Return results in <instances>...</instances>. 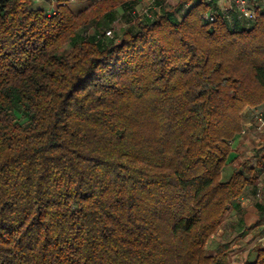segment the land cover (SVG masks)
<instances>
[{"label":"trees","instance_id":"1","mask_svg":"<svg viewBox=\"0 0 264 264\" xmlns=\"http://www.w3.org/2000/svg\"><path fill=\"white\" fill-rule=\"evenodd\" d=\"M175 2L0 0V264L233 263L214 237L264 186V134L233 155L264 103V11Z\"/></svg>","mask_w":264,"mask_h":264},{"label":"crops","instance_id":"2","mask_svg":"<svg viewBox=\"0 0 264 264\" xmlns=\"http://www.w3.org/2000/svg\"><path fill=\"white\" fill-rule=\"evenodd\" d=\"M65 1L73 13L79 14L99 0ZM218 2L224 9H230L233 6V2L229 0H218ZM33 5L35 8H43L47 11L51 8L57 10L59 0H33ZM120 9L122 8L118 9V13L120 12ZM251 118L252 111L246 116L244 123L249 122ZM258 138L259 137L251 131H248L246 134L237 135L234 142V151L236 150L237 152L233 153V155L240 154L239 152H241L237 146L240 147V150L246 149L247 147H255V149L259 148ZM255 190L256 188L248 190L245 196H248L250 200H248L245 205L239 202L240 207L231 208L219 230V236L223 235L224 237L226 234H229V237L232 236L231 238L222 240L221 242H231L229 247L233 248V251L230 253V256L233 255L231 260L232 262L235 261V264H241L246 260L254 261L257 258L256 248L258 246L264 248V233L262 235H256L257 231H264V222L259 223V215L256 206L257 200H251V198H254L255 196ZM239 203L237 202V205Z\"/></svg>","mask_w":264,"mask_h":264},{"label":"built area","instance_id":"3","mask_svg":"<svg viewBox=\"0 0 264 264\" xmlns=\"http://www.w3.org/2000/svg\"><path fill=\"white\" fill-rule=\"evenodd\" d=\"M151 1L153 4L147 9H145V11L142 14L145 13L149 15L150 9L157 8L154 4L155 0H151ZM229 1L233 2V6L230 9H234V11H237L242 18L248 21L253 22L256 20V8L255 7L257 5L261 7V9L264 11V0H229ZM230 9H227V10H230ZM48 13L54 14L56 13V9L51 8L48 10ZM132 14L135 16L136 12L133 11ZM208 18L210 20L214 19L212 16H209ZM117 21H120V20L118 19ZM105 35L108 37H113L114 36L113 30L112 29L106 30ZM249 127H254L258 133L264 134V103L253 109L251 120L249 122L244 123V128L240 134H246L247 129ZM258 142H259V147H261L262 142L260 138H258ZM255 198H257L259 202H264V186H261L257 189ZM243 200L244 198L242 197L239 202H242Z\"/></svg>","mask_w":264,"mask_h":264},{"label":"rangeland","instance_id":"4","mask_svg":"<svg viewBox=\"0 0 264 264\" xmlns=\"http://www.w3.org/2000/svg\"><path fill=\"white\" fill-rule=\"evenodd\" d=\"M130 1L132 2V9H133V11L136 12V15L137 14H142L145 11V9H147L148 7H150L153 4L151 0H130ZM164 1L166 3H176L175 2L176 0H164ZM133 11H131V14L133 13ZM127 12H128L127 9H125V10L124 9H120L119 18H118L120 21H117L118 20L117 19L115 21V23H113V25H112V27H113L112 28L113 29V33L115 32L117 35H120L122 33V30L127 26L126 23H125L126 22V19L127 20H130L132 18V16L129 13H127ZM238 20L241 22L242 20L244 21V18H242L241 16H239ZM90 31H91V33H93V30L92 29ZM19 117H20V120L21 121H25L26 120L24 117H22V115L20 113H19ZM237 147L239 148V151H241L239 153L242 156H245V157H252L253 156V153H254L253 152L254 151L253 149H255V147H253V148L247 147L246 149H241V150H240V147L239 146H237ZM235 152H237V151L235 150L234 153ZM231 170H232V168H231L230 164L228 163L227 166L224 169V177H226L227 175H229ZM243 198H244V200L241 203L243 205H245L246 202L248 200H250V198H248V196L247 197L244 196ZM251 200L252 201H255V200H257V198H255V196H254V198H251ZM219 233H220V231H218V233L215 235L214 242L216 240H217V242L218 241H222V240H227L228 238H231L232 237V236L229 237V234L224 235V237H223V235H220L219 236ZM230 243H229V245H230ZM232 256L233 255H231V257ZM235 263L236 262L233 261L232 264H235Z\"/></svg>","mask_w":264,"mask_h":264}]
</instances>
